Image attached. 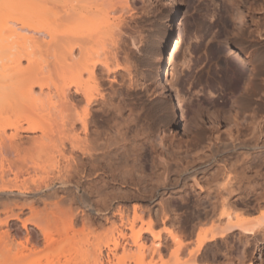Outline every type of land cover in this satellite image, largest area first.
I'll use <instances>...</instances> for the list:
<instances>
[{"label":"bare ground","instance_id":"obj_1","mask_svg":"<svg viewBox=\"0 0 264 264\" xmlns=\"http://www.w3.org/2000/svg\"><path fill=\"white\" fill-rule=\"evenodd\" d=\"M159 2L165 16L147 91L171 113L182 110L181 97L171 100L166 87L178 10L172 0ZM135 6L134 0H0V264H264L257 245L258 237L264 244V125L256 118L253 144L230 136L231 142L201 146L210 162H222L209 178L195 156L193 163L153 156L154 145L169 152L166 141L174 143V136L144 133L154 144L148 143L144 174L146 138L138 144L130 131L128 137L127 120L140 123L134 111L122 114L124 91L139 82L124 23ZM237 54L240 65L249 63L247 54ZM100 77L116 87L102 89ZM176 125L184 130L171 116L169 128ZM23 209L30 214L23 217ZM78 223L117 226L80 242L76 232L68 237Z\"/></svg>","mask_w":264,"mask_h":264},{"label":"rangeland","instance_id":"obj_2","mask_svg":"<svg viewBox=\"0 0 264 264\" xmlns=\"http://www.w3.org/2000/svg\"><path fill=\"white\" fill-rule=\"evenodd\" d=\"M134 1L136 6L134 10L129 12L130 14H124V23L128 28V40L126 39V45L129 50V56L131 54V69L134 68L133 71H135L136 77L139 79L138 84L140 83L141 85L139 86L137 84L133 87V91L132 87L129 88L131 90H123L125 93L128 92L129 94H124L127 102H124L126 103V108L123 109L122 114H126L127 109H130L132 112L134 111L135 117L132 120L136 123H140L139 125L142 130L138 128V124L133 125V121L127 120V122H130L129 124L131 127H134L133 129L131 128L134 133L136 131L138 132L133 134V131L129 128L130 130H127V136L129 137V135L132 134L138 137L136 138L138 144L144 141L145 138L147 139H145L146 142L144 141L142 144V149L145 148L146 150L144 149V151L141 149L142 154L140 156L141 159H144V166L142 168L144 174H149L150 172V167L147 163L152 155V151L148 143L152 144V146L154 145L149 142L150 140H148V138L150 136L152 137L156 132H159V129H162L165 130L167 134L176 138L171 140L174 143L166 141L167 144L169 143V152H163L157 145H154L153 156L157 158L162 154L165 156L164 158H169L172 161L179 157V159H182L181 162H185L186 159V161L191 162L190 160L194 159L192 163L196 160L194 158L195 156L197 159H200L194 163L198 165L199 162L198 167L201 166L204 169L206 167L205 177L209 178L217 173L215 168L217 170V165L222 162L218 159L216 161L211 160L210 162V155L206 150V146L204 150L202 149L200 151V148L213 142H228L231 138L233 140H240V142H249L253 144L254 118L258 120V123L264 125V92L262 91L264 90V0H256V4L254 0H172L178 11L176 10L177 15L171 26V35L168 44L169 53H167V56L170 58L169 63L171 62V65H173V75L171 76L172 79H170L171 82L168 81L169 84L167 83L166 87L171 100H174L173 94L181 97L179 102L181 103L180 106H182L180 107L182 112L178 110L179 108L175 107L171 113H169L170 111L165 112L167 105H158L149 95V90L147 91L148 83L154 74L152 58L156 48L155 38L157 29L165 16V12L161 9L160 0H144L142 3L139 2V0ZM250 3L254 5L253 7H258L257 9H259V11H257V9L255 11L253 7L251 8L254 11L250 7L249 9L248 6L251 5ZM254 23L257 24L255 25ZM257 25H259L261 29H258L259 27ZM255 29L260 30L259 33ZM234 53H238L237 55L241 56H246L247 54L249 63L240 65ZM219 54L221 55L219 56ZM249 73H252L253 77H248L247 74ZM247 80L248 83L246 82ZM99 81L101 87L103 86L106 90H109V88L107 89L105 87H107L109 83L111 84V82L113 83L112 85H114L112 87H116L117 85L116 82H109L105 77H100ZM254 82L257 83L260 89L258 86V90L254 88V86L256 87V83ZM171 85H173V87ZM248 85H250L248 87L250 90L247 88ZM108 87L111 88V86ZM175 91L178 94L175 93ZM257 91H261V95L263 94L262 99L258 97L260 93ZM254 92L257 93L253 94ZM254 101L256 102L254 103ZM254 107L255 110L258 111V113L255 111L257 114L254 112ZM167 110H169V108ZM236 110L238 111L237 113L235 112V114L234 111ZM164 112L167 113V115H164ZM180 112L181 114L179 117ZM254 114L255 116L257 115V117H255ZM170 115L176 117V120L182 123V126L185 125L184 130L180 129L179 131L178 125H176V128H169ZM234 118L238 120L236 121L237 124H233L234 121L232 119ZM257 120H255V122ZM210 121L213 122L211 123ZM129 124L127 123L130 127ZM144 127H147V132L143 129ZM143 130L144 132H142ZM174 130L178 133L176 131L174 132ZM129 131L131 134H129ZM141 132L143 133L142 136L140 134ZM144 133H148L150 136ZM136 134H138V136H136ZM130 137L132 139V136ZM229 142H231V140ZM177 146H179V148ZM203 151L208 154L207 157L209 158H205L208 159L209 162L203 157L205 155ZM143 153H145V158L143 157ZM201 154L204 155L202 156ZM198 155H201L206 161L202 160L203 163H200L202 157ZM230 155L229 157L231 158L232 155ZM251 155L254 154L252 153ZM219 156L223 158L222 155ZM219 156L218 158L220 159ZM230 160L232 161V159ZM208 163L211 166L208 165ZM208 168L210 169V174H208ZM191 170L192 169H189V172ZM170 174L175 176L176 173L173 172ZM200 176H202V174L198 175L199 179L202 180L203 178ZM157 184L158 186L154 187L156 188L155 192L158 191L161 185L160 182ZM115 186L117 188L120 185L115 184ZM58 193H60V191H58ZM250 194L251 192H249L248 196H250ZM35 206L40 208L42 204L41 202H36ZM146 206H148L147 203ZM29 212L28 209H23L22 216H28L30 214ZM179 213H184V209ZM115 225L116 224L111 223L101 225L88 224L83 227L81 223H78L75 228L73 227L74 231L70 229L71 232L69 231L68 237L71 238L70 235L76 232L72 237L75 236L79 241H90L96 237L100 239L106 230L113 231L117 226ZM154 228L156 230L161 229V225H156ZM258 239L257 245H260V247L262 246L261 252L264 257V244L261 245L263 240L261 237H258ZM249 247L251 253H254V246L250 244Z\"/></svg>","mask_w":264,"mask_h":264}]
</instances>
